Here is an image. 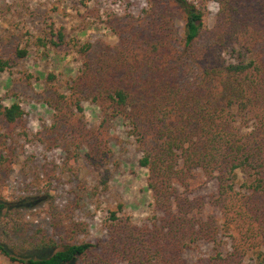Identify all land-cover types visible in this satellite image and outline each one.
Returning <instances> with one entry per match:
<instances>
[{
  "label": "trees",
  "instance_id": "16d2710c",
  "mask_svg": "<svg viewBox=\"0 0 264 264\" xmlns=\"http://www.w3.org/2000/svg\"><path fill=\"white\" fill-rule=\"evenodd\" d=\"M209 2L219 6L212 29L204 26ZM80 4L83 17L110 27L115 44L69 39L49 16L42 32L26 31L24 45L0 55V73L11 72L31 47L81 60L64 88L57 74L47 73L40 100L51 119L34 134L26 130L17 94L7 92L9 103L0 97V180L13 170L5 152L10 156L15 138L32 136L63 153L60 167L30 170L37 192L0 198V259L264 264V0H146L138 14L105 19L94 2ZM23 77L38 79L30 72ZM85 102L99 109L98 124L85 120ZM118 122L134 138L139 165L148 171L153 215L138 224L119 204L108 211L105 234L87 239L89 224L76 215L80 201L68 202L66 208L73 207L65 214L51 190L64 173L78 177L81 161L102 170L97 181L107 189L110 133ZM201 182H214L215 191L194 195ZM39 206L49 214L50 230L23 218Z\"/></svg>",
  "mask_w": 264,
  "mask_h": 264
},
{
  "label": "rangeland",
  "instance_id": "374dc122",
  "mask_svg": "<svg viewBox=\"0 0 264 264\" xmlns=\"http://www.w3.org/2000/svg\"><path fill=\"white\" fill-rule=\"evenodd\" d=\"M85 1L90 7L94 2L104 19L109 14H138L146 5V0ZM218 11L219 6L216 2L208 3V12L204 18L206 28L212 29L215 26ZM84 12L85 7L80 4V0H0V55L7 56L14 46L24 45L26 31L34 35L42 32L45 28V20L49 16L57 27L61 26L65 29L69 39L77 38L94 44H115L117 38L112 34L110 27L93 17H83ZM80 67L81 60L74 54L65 55L53 49L31 47L28 57L20 61L11 72L0 73V97H3L5 103H9L7 92L13 91L17 94V100H20L25 110L26 130L34 134L44 125L49 124L51 119V111L40 100L41 92L48 85L45 81L47 73L57 74V84L62 86L77 73ZM24 72L33 73L38 79L28 82L23 77ZM84 107L85 120L90 125L98 124L99 109L89 102H85ZM110 140L113 155L107 165L110 172L107 189L103 190L102 185L97 181V176L102 170L89 166L86 161H81L77 171L78 177H70L64 173L60 179L54 180V188L51 190L55 195V202L60 208L65 209L63 211L65 214H68L73 207L70 205L66 208L68 202L74 204L77 200L80 201L76 215L78 214L80 219L89 224L87 239H95L105 234L104 223L108 211L117 209L119 204L123 205L124 213L138 224L144 223L153 215L152 194L147 184L148 171L139 165L140 152L124 123L115 124L110 133ZM8 147L10 156L6 152L5 155L12 162L13 170L8 172L4 180H0L1 199L13 200L23 194H34L38 187L32 183L33 168L39 166V171L42 173L43 164H55L56 168L62 164L61 151L47 150L32 136L30 139L15 138ZM213 191H215L214 182L205 184L201 182L195 187L194 195L208 196ZM23 218L34 228L41 226L50 230L51 219L42 206L26 211ZM8 240H12V237H8ZM205 250L206 248L200 252L195 251L191 258H197ZM0 264H8V262L2 258Z\"/></svg>",
  "mask_w": 264,
  "mask_h": 264
}]
</instances>
